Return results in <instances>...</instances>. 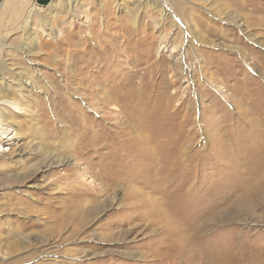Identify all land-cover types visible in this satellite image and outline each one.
<instances>
[{
  "label": "rangeland",
  "instance_id": "rangeland-1",
  "mask_svg": "<svg viewBox=\"0 0 264 264\" xmlns=\"http://www.w3.org/2000/svg\"><path fill=\"white\" fill-rule=\"evenodd\" d=\"M1 120L0 264H264V0H0Z\"/></svg>",
  "mask_w": 264,
  "mask_h": 264
},
{
  "label": "bare ground",
  "instance_id": "bare-ground-1",
  "mask_svg": "<svg viewBox=\"0 0 264 264\" xmlns=\"http://www.w3.org/2000/svg\"><path fill=\"white\" fill-rule=\"evenodd\" d=\"M166 5H164V7H165ZM167 10L169 9L168 7H165ZM168 12H170V11H168ZM172 13V12H171ZM231 18V17H230ZM104 50V49H103ZM101 51H102V49H101ZM103 52H105V51H103ZM107 53V52H106ZM109 57V56H108ZM94 63H96V65H103V64H105V63H103V60H97V59H95V61H94ZM152 68H154L155 66H151ZM150 69V68H149ZM131 92V91H130ZM227 92V91H226ZM106 95V94H105ZM225 96V98H226V100L227 99H229V96H228V93L227 94H225L224 95ZM105 97V96H104ZM105 98H107V97H105ZM247 116V115H246ZM155 117V114H151V116H150V118H154ZM264 122V121H263ZM7 122H5V124H6ZM256 123H258L257 121H256ZM5 124H4V122H2V120L0 121V133L3 135V136H5V137H8V135L7 134H9V129L10 128H8V127H6L5 126ZM4 125V126H3ZM11 131H13V130H11ZM134 132V131H133ZM260 132H261V130H260ZM262 132H263V130H262ZM144 133V132H143ZM138 134V133H137ZM141 134V133H140ZM262 134V133H261ZM133 135V134H132ZM131 135V136H132ZM135 135V134H134ZM144 135V134H143ZM142 135V136H143ZM12 136H14V135H12ZM12 136L11 137H9V138H12ZM137 137V136H136ZM139 137H140V135H139ZM138 137V138H139ZM93 138H97V136H96V134H94L93 135ZM130 138V137H129ZM141 138V137H140ZM146 138V137H145ZM83 139H86V142L84 141V140H81V143L79 144V146L76 148V151L78 152V153H81V150L83 149V148H85V147H88L89 145H90V139L89 140H87L88 138L86 137V138H83ZM143 139V138H142ZM131 140H133V139H131ZM140 140V139H139ZM145 140V139H144ZM263 140V139H262ZM129 141V140H128ZM136 141V140H135ZM92 142V141H91ZM256 142V141H255ZM130 143V142H129ZM181 144H183V143H181ZM257 144H258V141H257ZM260 144V143H259ZM130 145V144H129ZM263 145V144H262ZM0 150H1V144H0ZM75 151V152H76ZM152 152V151H151ZM47 158V157H46ZM46 158H44V161H45V159ZM167 158V157H166ZM60 160L61 159H58V158H56V159H53V158H51V159H48L47 160V163H51L50 165H52V163H57V162H60ZM168 160V159H167ZM155 165V164H154ZM100 173V172H99ZM98 173V174H99ZM101 174V173H100ZM106 180V179H105ZM108 181V180H107ZM107 181H106V183H107ZM103 183H105V182H103ZM105 185H107V184H105ZM104 188H105V186H104ZM103 188V189H104ZM73 196V195H72ZM88 201V200H87ZM89 202V201H88ZM50 204V202L48 201H46V203H45V205H47V204ZM43 205V204H42ZM25 206V205H24ZM125 206H126V204H125ZM46 208H48V206L46 207ZM46 208H38V207H26L25 208V211H27V213L28 212H32V213H34V214H36V217L37 216H39L40 214H42L43 216H49L50 218H52V219H54L56 216H57V213H55V211H46ZM125 208V207H124ZM91 210H93V208H92V206L91 207H87V210H86V214H88V218L90 217V215L92 216V215H94L95 213H94V211H92L91 212ZM47 214V215H46ZM30 215V214H29ZM80 216V215H79ZM81 217V216H80ZM78 218V217H77ZM82 218V217H81ZM80 218V219H81ZM43 219V218H42ZM47 219V218H46ZM45 220V219H44ZM34 221H38V219H36V220H33V222ZM33 224H36V222H34ZM35 226V225H34ZM18 229V228H17ZM19 231V230H18ZM17 231V232H18ZM57 232V231H56ZM59 233H60V231H58ZM23 233V232H22ZM30 234V233H29ZM29 234H22L23 236H25V237H27ZM22 236V237H23ZM20 237V236H19ZM19 239V238H18ZM42 240H40V242H41ZM30 242V241H29ZM39 242V243H40ZM31 244V243H30ZM42 246V245H41ZM43 247V246H42ZM40 248V247H39ZM38 250V249H37Z\"/></svg>",
  "mask_w": 264,
  "mask_h": 264
},
{
  "label": "water",
  "instance_id": "water-1",
  "mask_svg": "<svg viewBox=\"0 0 264 264\" xmlns=\"http://www.w3.org/2000/svg\"><path fill=\"white\" fill-rule=\"evenodd\" d=\"M49 0H37V3L44 4L47 3ZM31 14V10L28 11L27 16Z\"/></svg>",
  "mask_w": 264,
  "mask_h": 264
}]
</instances>
